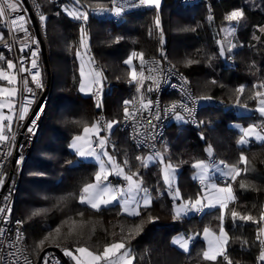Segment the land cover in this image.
<instances>
[{
	"label": "trees",
	"instance_id": "1",
	"mask_svg": "<svg viewBox=\"0 0 264 264\" xmlns=\"http://www.w3.org/2000/svg\"><path fill=\"white\" fill-rule=\"evenodd\" d=\"M39 1L40 12L46 18L47 69L43 67L42 74L45 81L49 77L50 93L13 205V218L19 219L25 229L27 247L39 254L42 250L37 248L38 242L48 231L68 221L61 228L60 238L55 243L51 239L46 241L43 249L59 244L61 251L85 246L100 252L107 243L119 241L130 248L135 257L133 264H227L224 256H217L215 261L205 259L204 242L198 235L206 225L217 230L218 208L156 223L150 220L151 205L142 206L140 215L134 216L124 213L118 203L96 211L79 202L83 186L94 180L96 163L75 160L69 142L81 133L85 124L95 119L94 110H100L94 103L86 104L78 94L76 52L83 28L89 38L88 53L102 72L101 100L104 96L111 97L106 117L119 121L110 131L109 149L129 161L126 169L138 171L143 186L157 192L153 201L159 210L170 213L173 198L161 178L157 162L144 166L137 160L141 150L135 148L120 129L123 98L145 91V87L137 92L133 84L124 85L130 78V67L124 63L125 59L132 52L143 53V57L155 56L164 48L168 63L187 77L199 106L197 125L175 119L169 123L164 136L167 148L165 152L161 150L163 161L175 166L178 183L188 187L184 193L187 197L200 190L196 183L198 177L193 175V165L199 159L233 164L242 169L240 176L230 181L235 198L227 205L223 220L228 234L226 256L232 264L264 263L259 259L262 245L256 239L258 228L264 227V222L258 225L239 218L233 220L231 216L235 210L259 220L264 212V140L239 144L240 131L233 126L236 122L246 125L261 121L260 114L239 112L236 108L244 104L255 107L257 100L251 97L262 88L253 86L264 84V31H261L264 0H204L192 5L162 0L158 10L146 5L138 10H122L117 20H112L114 11L106 15L97 9L98 5L105 9L116 8L111 0H80L79 5L75 0ZM70 4L87 12V21L69 16L63 6ZM236 9L242 10L244 17L237 22L233 40L238 47L231 53L221 33L227 14ZM221 47L224 55H220ZM188 60L194 63L188 64ZM241 86L245 89L243 94L236 92ZM201 96L212 99L201 100ZM209 146L211 155L206 152ZM241 154L247 157V165L239 163ZM241 182L245 188L240 187ZM36 212L39 214L34 215ZM80 212L84 213L83 217L78 215ZM72 221L77 223L73 225ZM136 225H140L142 231L129 233ZM70 227L74 228L71 235L68 234ZM179 231L196 234L188 252L171 243V235ZM66 262L71 264L69 259Z\"/></svg>",
	"mask_w": 264,
	"mask_h": 264
},
{
	"label": "built area",
	"instance_id": "2",
	"mask_svg": "<svg viewBox=\"0 0 264 264\" xmlns=\"http://www.w3.org/2000/svg\"><path fill=\"white\" fill-rule=\"evenodd\" d=\"M52 3H60L66 0H47ZM181 5H192L204 0H177ZM18 4L17 12H9L5 16V20H10L18 15H23L26 19L24 27L27 29V35L24 31H18L10 28L1 21L0 28L3 31V39L0 41V63H5L7 59H13L15 62V70L19 78V94L17 99V108L15 118L12 121L10 128L9 124L4 126V135L9 139L0 142V179L3 183L0 184V208L5 209V212L0 213V264H25V257L31 264H44L47 259L48 264H67L59 254L58 247L55 245L45 247L39 254L32 252L25 243V229L19 219L13 218V205L16 196L17 187L20 182L21 173L24 163L30 154L32 145L39 132L44 109L50 93V80L43 79V63L41 42L44 43V21L40 20V1L39 0H13ZM111 3L122 8L124 11H133L141 9L144 5L139 3V0H112ZM118 15L112 16V20H117ZM34 26L36 27L34 29ZM22 49V50H21ZM35 51L37 55L32 56ZM21 59H23V67L28 71L19 72L21 67ZM35 59L37 67L32 68V60ZM159 69L158 72H153L151 75L159 76V86L157 87L152 80H144L145 91L140 94H131L123 98V113L120 121V129L125 131L127 139L138 150L149 151L152 155L161 152V142H164L165 132L169 128L171 116L175 115L172 112H165L164 109L172 104H187L188 107L194 110L193 116L188 117V114L182 109H177L181 115L185 117L183 120L190 125H197V110L199 102L193 94L192 88L187 77L179 71L178 68L168 63L165 49L155 56H146L144 58V76L150 75L148 69L153 67ZM98 69V67L96 66ZM40 72V82L42 88H36L32 82V73ZM24 80L28 81L27 87L32 88V93L25 90ZM186 81V83H185ZM148 87H152V91H147ZM45 92L43 93V91ZM103 89L94 86L91 92L92 101H99L102 98ZM143 96L145 102L153 101V111L159 110L161 119L153 120L157 125L152 128L147 125V119H150L149 112L143 110L138 112L133 120L124 117V101L133 100L129 110L137 111L140 107L139 99ZM21 105L28 108L25 118L21 120L19 113ZM43 105V112L39 119L36 120L34 131L28 132V127H31V121L35 118V114L40 111ZM95 118L104 126L106 124V115L100 111L95 114ZM135 129V131H134ZM260 133L264 134V126L259 125ZM14 137V139H13ZM95 147V143H93ZM114 186L119 187L118 182H113ZM196 183L202 186L201 178L196 179ZM10 210V211H9ZM199 212V211H198Z\"/></svg>",
	"mask_w": 264,
	"mask_h": 264
},
{
	"label": "snow or ice",
	"instance_id": "3",
	"mask_svg": "<svg viewBox=\"0 0 264 264\" xmlns=\"http://www.w3.org/2000/svg\"><path fill=\"white\" fill-rule=\"evenodd\" d=\"M76 4H80V0H75ZM139 3L141 5H153L156 7H159L160 0H139ZM97 9L99 11H105V10H112L115 12V14L119 15L120 12L122 11V8L116 7L114 9H105L102 5H98ZM94 9V10H97ZM18 9V4L14 3L13 0H0V21H3L6 26L10 28V31L15 28V30L18 31H24L25 34L27 35V29L24 27V24L27 22L25 17L23 15H18L15 16L14 18L10 20H5V16L9 12H17ZM67 11V9H66ZM69 16H72L75 19H80L83 21H87L88 19V13L87 12H82L79 11L78 9H73L72 11L68 12ZM244 17V12L242 10H233L231 11L227 16L226 19L228 21H239ZM46 18L43 14L40 15V20L44 21ZM211 19V17H209ZM159 19L156 20L157 26H159ZM261 31H264V28L261 29ZM85 32L84 29L81 28V45H85ZM0 39H3V34L0 33ZM119 39V38H118ZM161 42H163V38L161 37ZM236 45H231L228 48V51L231 52L233 48H235ZM22 50V49H21ZM225 50L223 47L220 49V55H224ZM37 53L35 51L32 52V56L35 57ZM80 55L79 50H77V56ZM139 56L141 60V71L139 74L137 73L136 69H133L130 73V83L135 81L138 85L137 87V92H140L141 88L143 87V82L144 80H152L153 83L158 87L159 86V76L158 75H151L153 72H158L159 69L155 67V63L153 67L149 68L148 71L150 73L149 76L145 77L144 72H143V64H144V58H143V53H136L133 52L132 55L124 61L125 64L131 65L132 64V58ZM0 59H4L3 56H0ZM21 67L18 69L19 72H25L28 71L26 68L23 67V59L20 61ZM32 68L37 67V62L35 59L32 60ZM188 64L194 63L192 60L187 61ZM16 65L13 63L12 60H7V69H13L15 68ZM84 76V71H83V66L81 67V77ZM100 76V73H95V77L97 78L96 80L92 81V83L97 82L98 78ZM40 72L36 71L32 73V82L35 84L36 88H42L43 85L40 82ZM0 79L8 81L10 84L13 83V81L16 79L15 76L9 75L8 72L4 69H0ZM186 83V81H185ZM212 83H216L215 81H212ZM28 81L24 80V85H25V90L29 93H32V88L27 87ZM254 88H264V84H261L259 86L254 85ZM86 90V86L81 82L80 85V91L84 92ZM91 84L87 87V91H91ZM153 89L152 87H148L147 91L151 92ZM245 91L244 87L241 86L236 89V92L239 94H243ZM3 94H8L10 97L15 94V89L9 90L7 88H2L0 87V95ZM252 99L258 100V103L260 107L258 108V111L262 116H264V91H255L254 94L251 97ZM201 100H211L212 97L210 96H201L199 97ZM134 101L133 100H125L124 101V117L125 120L132 118L133 120L136 118V115L138 112H142L143 110H147L149 112V116L151 117L150 119H147L146 123L148 126L152 128H156L157 125L153 123V120L159 121L161 119L160 112L159 110L153 111V101L152 100H147L145 102V98L143 96L140 97L139 99V109L137 111H131L129 110V105L132 104ZM237 103H240V98L237 96ZM5 105L0 104V107H4ZM101 105L98 103L97 107H100ZM243 107H247L246 104L242 105ZM182 109L183 112L188 114V117L191 118L193 116L194 110L190 107H188L187 104H172L170 107L165 108L164 111L167 112H172L175 114V118L177 120H185V117L180 114V112L177 111V109ZM28 112V108L24 105H21L20 113H19V118L23 120L25 118V115ZM43 112V105H41L40 111L35 114V118L31 121L32 126L28 127V132L32 133L34 131V127L36 124V120L39 119L40 114ZM8 119L9 121L11 120L10 117H3L0 116V120ZM76 124H80L81 121H75ZM119 123V121H111L107 122L104 125V128L106 130H111L114 126V124ZM10 128V124H9ZM101 125L100 122L97 121L90 126L85 124L82 129V133L75 135L72 139V142L70 143L69 147L74 150L75 154L79 157H93L96 161L99 162V170L94 173L95 176V183H87L83 186L81 189V194L79 197V202L81 204H88L91 206L92 209H95L96 211H100L102 205H109L112 204L113 202L118 200V197L122 196L124 194V189L120 187H116L109 183L108 185L101 186L103 181H107L109 176L115 173L116 176H122L124 180L128 182L127 185V191L129 193L133 192L134 190H140V184L134 180V177L137 176V173H131V174H125L124 168L120 167L119 165L116 164V161L112 155L109 154V152L106 149V145L108 144V140L105 137H100L99 136V131H100ZM135 131V129H134ZM243 136L240 138L238 143L240 144H246L248 143V140L246 139L247 137L250 136H255L256 139L258 140H264V135H261L259 131H257V126L256 125H249L247 128L242 129ZM95 136L97 139L93 141L92 137ZM9 137L4 135L2 130H0V142L8 140ZM14 139V137H13ZM93 143H95V147L93 146ZM114 147V145H113ZM99 149V151H97ZM208 153L211 155L212 149L211 146L207 149ZM154 155H159L154 154ZM103 157H107V162L110 165V167H106L105 165V160ZM137 160H140L141 163L144 166H147V163L149 160L153 159L152 156H149L147 160L143 159L140 156L136 157ZM71 163V162H70ZM223 163V162H221ZM239 163L247 165L248 164V159L245 155L241 154L239 157ZM125 165L129 164V161L125 159L124 161ZM194 168L200 169L201 172V180L203 181L206 178V174L208 172L209 166L205 163V161L200 160L197 161L194 165ZM228 170L225 173L226 176H230L232 180H235L238 176H240L242 169L237 167L236 165H231L225 166ZM247 167L243 169V171H247ZM165 179L169 180L170 182V173L175 171V169L172 167V165L169 163L165 166ZM3 183V180L0 179V184ZM213 188H215V185H212ZM241 188H245L246 185L241 182L240 184ZM144 192L143 196V203L144 206L147 207L150 203V197L148 195L147 189H142ZM179 191L175 192V196L179 197ZM208 199V205L207 206H212L214 203L220 204L221 208H226L227 207V201L232 200L235 197L232 195V188L231 186H227L224 188H219L216 190V194L210 197H206ZM61 200L64 198L61 197ZM203 199L201 197H197L195 200H189L186 201L184 204H181L180 207L176 209V217H179L181 212H186L187 210L192 209L195 211H200L202 210V207L205 205L203 204ZM134 200V197H129L128 199H125L123 201L124 205V210L128 212L129 215H140L139 211L133 209L130 210L128 208V205L131 201ZM139 207V202L136 201V208ZM10 211V210H9ZM5 212V209L0 208V213ZM39 214V212L34 213V215ZM79 216L83 217L84 213L80 212L78 213ZM231 216L233 220H236L239 218L242 221H251L256 224H260L261 222H264V212H261L259 220H256L251 214L247 215H241L240 213L236 212L233 210L231 212ZM174 217V218H176ZM221 219V225L219 227V235L215 236L212 234L209 228H204V235L206 238H209V248L208 251H205L203 253L204 258L207 260L215 261L217 259V256H224V259L227 261V264H232V261L226 256V247L228 243V236L227 233L224 230L223 227V214L220 217ZM68 221L62 222V226L64 224H67ZM77 222L72 221V224L75 225ZM83 223V221H81ZM62 226H58L54 230L48 231V234L41 239L38 244L37 248L40 250H43V245L45 244L46 241H49L50 239L52 240L53 243L56 242L58 238L61 236V228ZM74 231V228L70 227L68 234L71 235ZM142 231V228L140 225H136L134 228L129 229V233H139ZM264 234V227L258 228V234L256 239L260 241L262 248H261V253L259 259L261 261H264V240H261V235ZM246 243V242H245ZM57 247H59V244H56ZM183 247H187V242H185ZM122 249H126V246L123 242H117V243H112L108 244L104 247L103 252L100 254H94L92 251H89L87 247L84 246H78L75 248V252L81 254V256L74 255L73 251L65 248L63 249L64 255L71 258L72 260L75 261V264H98L100 261H105L106 264H133V260L135 257L131 255L130 250H125L121 252ZM83 257V258H81ZM25 264H31V261L25 257ZM44 264H48L47 259L44 260Z\"/></svg>",
	"mask_w": 264,
	"mask_h": 264
},
{
	"label": "rangeland",
	"instance_id": "4",
	"mask_svg": "<svg viewBox=\"0 0 264 264\" xmlns=\"http://www.w3.org/2000/svg\"><path fill=\"white\" fill-rule=\"evenodd\" d=\"M161 2H162V0H160L159 7L154 6L156 10H158L160 8ZM146 6H153V5H146ZM63 7H64L65 11L67 9L66 13H68L69 11H72L73 9H78L79 11L84 12L82 9H79L74 4L65 5ZM236 10H240V9H236ZM104 12L106 13V15H109L110 14V10L109 11L108 10H105ZM101 13L99 12L98 14L99 15H102ZM237 22L238 21H228L226 19V23L224 25V28L222 29V33H221L222 36L221 37H222V41L225 44V46H226L227 49L231 45H233L235 43L234 40H233V36H234L235 30H236V27H237ZM261 28H264V27H261ZM0 33L3 34V32L1 31V29H0ZM79 39H80V43H79V47H78L77 50H79L80 55L77 56V52H76L77 64H78V72H79L78 94H79L80 97H82V98H84L86 100V102H87L86 104L92 105V103H91L92 100L90 101L92 90L90 92L87 91V87L91 84V89H93L94 86H97L99 88H102L103 76H102L101 70H99V69L96 68V65L94 64L93 59L88 54V48H89V38H88V36L85 35V45L84 46L81 45V35H80ZM237 47L238 46H236L235 48H233L232 51L234 49H237ZM232 51H231V53H232ZM132 53L125 60H127L132 55ZM7 60H12L13 63L15 64V62H14L13 59H10L9 58ZM7 60L5 61V63H0V69L6 70L9 75L15 76L16 79L11 84L8 81H6V80L0 79V87L7 88L9 90L15 89V94L12 95L11 97L8 94L0 95V104L5 105L4 107H0V116L10 117L11 118L10 121L8 119L0 120V130H2L3 134H4V126H5V124L8 123V124L11 125L12 121L15 118L16 108H17V99H18V94H19V78H18V75L16 73L15 68H13V69H7ZM140 63H141V60H140L139 56L133 57L132 58V64L131 65H128L130 67V73H131V71L133 69H136L137 73L139 74V72L141 71V68H140L141 65H140ZM138 65H139V67H138ZM82 66H83V71H84V76L83 77H81V67ZM143 70H144V67H143ZM95 73H100V76H99L97 82L92 83V81H94V80L97 79L95 77ZM130 79H131V77L129 78V80H127V81L124 82V85L125 86H127L130 83L129 82ZM82 81H83V83L86 86V90L84 92H81L80 91V85H81V82ZM133 82L136 83L135 81H133ZM135 86L138 87V85H136V84L134 85V87ZM259 91H261V89ZM110 98H109V100H110ZM97 102L98 101H94V103H96V106H97ZM108 107H109V102L102 109V113H104L105 115H108ZM259 107H260V105H259L258 100H257V102L255 104V107H250V106H247L246 108L245 107H242V108L238 107V108H236V110L239 111V112H246V113H254L255 112L256 114H260V112L258 111V108ZM94 112L96 114L98 112V110H94ZM260 116H261L260 123H255V124L249 123V124L244 125V124H241L239 122H236V123L233 124V126L237 130L240 131V135H239L238 141L243 136V132H242V129L243 128H247L249 125H256L257 126V131H258L259 130L258 129L259 125L264 126V116H262L261 114H260ZM93 118H95V115H94ZM172 119H175L176 121H181V120H177L175 118V115L171 116L170 121ZM97 121L98 120L95 118L88 125L90 126L91 124H93V123H95ZM111 121H114V120H112L111 118H108L107 117V122H111ZM100 125H101V128H100V131H99V136L100 137H105V138H107V140H109V138H108L109 136L108 135L110 134V131L113 128L111 130H106L101 123H100ZM170 130H172V128ZM81 133H82V131H81ZM81 133H79V134H81ZM73 137L71 138V140L69 142V145L72 142ZM92 139H93V141H95L97 139V137L94 136V137H92ZM246 139L248 140V143H250L252 140L260 141V140L256 139L255 136H250V137H247ZM248 143L243 144V145H247ZM160 146H161V150L163 152H165L166 151V148H167V144H165V142H161ZM208 148L209 147L206 148V152L209 155V153L207 151ZM71 150L74 152L73 149H71ZM105 150H107L109 152V154L114 157L117 165H119L120 167H123L124 168L125 174L137 173V176L134 177V180L137 181L140 184V190H134L133 192L129 193L127 191L128 182L126 180H124V178L122 176H116L115 173H113L112 175H110L107 181H103L101 186L103 187L105 185H108L109 183H111L112 185H114L113 181L111 182V181H109V179L110 178H119L120 180L117 179L118 181L115 180L114 182H118L119 183V187L120 188H123L125 191H124V194L122 196L118 197V200L115 201V202H113L112 204L118 203L119 206H120V209L124 213H127L128 214V212H126L124 210L123 201L125 199H128L129 197H134V200L129 203L128 208L130 210L135 209V210H137V211L140 212V208L142 206H144V203H143L144 192H143L142 189H145V186H143V184H142L141 176L139 175L138 171H136V170H132L131 171V170L126 169V165L124 164V159L119 158L117 155H115V153L111 149H109V146L108 145H106V149ZM97 151H99V149H97ZM163 152L158 153L159 155H152L149 151L141 150L140 153L137 156H140V157H142L145 160H147V158L149 156H152L153 159L149 160L148 163H147V165H150V164H153V163H156L157 162V167L159 168V171H160V174H161V178H162L163 182L166 184L167 190L169 191V193H171V196L173 198L172 207L175 209V212H176V209L178 207H180L181 204H184L186 201L195 200L197 197L205 198V199H203V204L205 206L202 207V210H200L198 212V211H195V210H192V209L189 208V210H187L186 212H181L180 215H179V217L180 216H187V215H190V214H196V213L198 214V213H201L202 211L205 212V211H207L209 209H212V208H218V211H219V219H220L221 215L223 214V220H224V216H225L226 208L227 207L222 209L221 206H220V204H216V203H214L212 206H207L208 205V199L206 198V197H210V196L215 195L216 194V190L219 189V188H224V187H227L229 185L231 186V184H230L231 177L225 175V173L227 171L226 170H223L222 163L219 162V161L210 162L208 159H199L198 161L203 160L209 166L208 172L206 174V178L203 180L202 187H200L199 185H197L198 187H200V190H198L193 196L187 197V196H185L184 193L188 190V187L187 186H184V185L182 186V185H180V183H178L177 176L175 175V171H173V172L170 173V182H169V180H166L165 179V171L164 170H165V166L167 164H169V162L168 163H165L163 161V156H162V153ZM74 155H75V160H79L81 158L82 160L87 159L89 161L95 162L96 163V172L99 170V162L96 161L93 157H86V158L85 157H79V156H77L75 154V152H74ZM103 159L105 160L106 167H110V165L107 162V157H103ZM231 165H233V164H229V166H231ZM172 167L175 169V166L174 165H172ZM193 175L195 177L201 178L200 169L195 168V171H194ZM221 177H226V179L223 180V179H221ZM227 179H228V182L223 183V182L227 181ZM89 183H95V177H94V180H92ZM212 185H215L216 187L213 188ZM185 188H186V190H185ZM174 191L175 192L176 191H179V194H180L179 197H176L175 196ZM181 191H183V192H181ZM148 195L150 197V203H149L148 206H150L151 205V195L149 193H148ZM232 195L234 196L233 191H232ZM136 201L139 202V207L138 208H136ZM230 201L231 200H228L227 201V205L230 203ZM112 204H109V205H112ZM88 206H90V205H88ZM104 206L105 205H102L101 207H104ZM106 206H108V205H106ZM150 220H151V218H150ZM249 222H251V221H249ZM220 225H221V219H220V224H219L217 230L213 229L209 225H206L204 228H206V227L209 228L213 235L218 236L219 235V227H220ZM204 228L198 234L199 237L204 242V250H203V253L205 251H208V248H209V238H206L205 237L204 231H203ZM224 230H225V228H224ZM225 232H226V230H225ZM195 235H196L195 233L186 234V233L180 232V231L179 232H175V233H173L171 235V243L173 245H175L176 247H178L180 250L185 251V252H188L189 249H190V241H191V239ZM227 236H228V234H227ZM117 242H119V241H112V242L107 243L106 245L112 244V243H117ZM185 242H187V247H183L182 246ZM125 246H126V249H122L121 252H123L125 250H130V248L126 244H125ZM225 247H226V245H225ZM67 249L73 251L74 255L81 256V254L75 252V249H70V248H67ZM103 249L100 252H96V251H93L92 249H89L88 248V250L89 251H92L94 254H100V253H102L103 252ZM35 254H37V253H35ZM63 254H64V252H63ZM131 255L134 257V255L132 253H131ZM203 257H204V255H203ZM66 258L70 260L71 264H75V261L74 260H72L71 258H69L67 256H66ZM81 258H83V257H81ZM98 264H106V262L105 261H100V262H98ZM117 264H119V262H117ZM258 264H264V263L258 262Z\"/></svg>",
	"mask_w": 264,
	"mask_h": 264
},
{
	"label": "crops",
	"instance_id": "5",
	"mask_svg": "<svg viewBox=\"0 0 264 264\" xmlns=\"http://www.w3.org/2000/svg\"><path fill=\"white\" fill-rule=\"evenodd\" d=\"M89 54V53H88ZM140 65H141V63H140ZM138 67H139V65H138ZM140 68H141V66H140ZM143 72H144V70H143ZM130 84H133V85H137V83H134V82H132V83H129L128 85H130ZM136 88H137V86H135ZM145 87V83L143 82V87L142 88H144ZM141 88V89H142ZM261 91H264V88H262L261 89ZM92 98V97H91ZM90 98V101L92 100ZM85 100V99H84ZM85 102H86V100H85ZM87 103V102H86ZM91 103H92V101H91ZM100 104L101 106H100V111H102V109H103V107L104 106H106L107 105V103H108V96H104L103 97V99L99 102H97V104ZM95 105V107H97L96 106V103H94ZM88 105H90V104H88ZM7 124V123H6ZM109 136V135H108ZM107 136V137H108ZM94 137V136H93ZM81 159V158H80ZM85 160H87V159H85ZM209 161L210 162H213L212 160H210L209 159ZM226 165H228L229 166V164H224V163H222V168H223V170H228L225 166ZM175 175H176V173H175ZM120 180L119 178H110L109 179V181H115V180ZM221 179H226V177H221ZM117 180V181H118ZM231 180V179H230ZM226 182H228V179H227V181H225V182H223V183H226ZM202 185H203V183H202ZM200 187H202V186H200ZM185 190H186V188H185ZM147 192L151 195V206H152V208H151V213H150V218H151V221H153V222H156V223H166V222H169V221H171V220H173L174 219V217H176V212H175V209L172 207V210H171V212L170 213H166V212H162V211H160L159 210V208H158V206H157V204L156 203H154V201H153V198H154V196L157 194V192H155V191H151V190H149V189H147ZM181 192H183V191H181ZM174 194H175V191H174ZM176 218H179V217H176Z\"/></svg>",
	"mask_w": 264,
	"mask_h": 264
},
{
	"label": "water",
	"instance_id": "6",
	"mask_svg": "<svg viewBox=\"0 0 264 264\" xmlns=\"http://www.w3.org/2000/svg\"><path fill=\"white\" fill-rule=\"evenodd\" d=\"M35 28H36V27L34 26V29H35ZM40 44H41V50H42V55H43V65H44L45 69H47L45 46H44L43 42H41ZM46 80H47V82H48L49 77H47ZM44 92H45V90L43 91V93H44ZM58 251H59V254H60L61 258H62L63 260L66 261L67 258H66V256L63 254V252H62L60 249H58Z\"/></svg>",
	"mask_w": 264,
	"mask_h": 264
},
{
	"label": "clouds",
	"instance_id": "7",
	"mask_svg": "<svg viewBox=\"0 0 264 264\" xmlns=\"http://www.w3.org/2000/svg\"><path fill=\"white\" fill-rule=\"evenodd\" d=\"M112 1V0H111ZM44 44V43H43ZM44 46H45V44H44ZM46 51V50H45ZM145 58V57H144ZM42 60H43V55H42ZM43 67H44V65H43ZM94 102L92 101V104H93ZM98 111H100V110H98ZM100 112H102V111H100ZM106 121H107V117H106ZM259 131V130H258ZM260 132V131H259ZM262 134V133H261Z\"/></svg>",
	"mask_w": 264,
	"mask_h": 264
}]
</instances>
